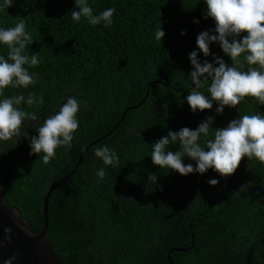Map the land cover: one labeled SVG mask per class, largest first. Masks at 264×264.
Masks as SVG:
<instances>
[{"label":"trees","instance_id":"16d2710c","mask_svg":"<svg viewBox=\"0 0 264 264\" xmlns=\"http://www.w3.org/2000/svg\"><path fill=\"white\" fill-rule=\"evenodd\" d=\"M12 2L0 8V28L24 19L33 39L25 54L39 58L29 71L39 78L26 90L9 87L4 95L34 92L44 103L21 105L38 119L26 118L19 136L0 141V189L7 206L39 233L47 188L76 167L47 204L46 236L64 264H169L168 252L173 264H264V165L245 157L225 179L212 169L183 176L151 160L152 144L169 130H195L212 116L208 138L214 139V128L239 116L264 115V105L251 97L237 108L226 106L223 114H217L215 102L211 110L195 113L187 104L194 86L189 54L199 51L198 34L215 28L204 18L205 0H88L94 15L116 9L108 27L83 17L73 21L75 0ZM157 27L165 32L162 41L155 39ZM7 51L0 45V55ZM210 51L208 57L200 52L201 63L215 64L213 57L219 56L232 65L218 43ZM201 91L210 96L207 85ZM69 97L80 104L79 129L71 148L59 147L45 164L43 153L29 155L27 137L38 135L36 128ZM105 134L78 162L80 152ZM200 143L206 148L203 137ZM105 145L117 153L118 164L107 166L96 157L94 149ZM168 150H179V144ZM184 163L195 166L188 157ZM149 173L158 175L157 183L148 181ZM210 179L220 183L211 186ZM242 185L247 190L231 196Z\"/></svg>","mask_w":264,"mask_h":264},{"label":"clouds","instance_id":"9594fccd","mask_svg":"<svg viewBox=\"0 0 264 264\" xmlns=\"http://www.w3.org/2000/svg\"><path fill=\"white\" fill-rule=\"evenodd\" d=\"M205 3L207 9L204 18H211L215 22V28L199 33L196 39L199 51L194 50L189 54L193 68L189 80L194 86L186 97L187 104L195 113L197 110H211L215 102L219 105L216 108L217 114H223L226 106L237 108L246 97L254 98L260 105H264V0H205ZM12 4V0H3L0 8H9ZM115 11V8L110 7L94 15L88 0H75L71 16L75 22L83 17L90 25L103 24L108 27L113 23ZM194 23L199 24V20ZM242 33H246L243 39H237ZM181 34L185 35L186 32ZM164 37L162 27H157L155 39L162 41ZM212 43H218L224 54L231 58V66L219 56L213 57L215 64L208 60L201 63L198 59L200 52L205 57L211 55ZM29 44H33V39L26 31L24 19H20L13 27L0 28V45H5L8 49L6 57L0 55V97H4L0 99V141H9L19 136L26 118L32 121L38 119L34 112L21 110V105L32 107L44 103L43 96L37 97L34 92H29L27 96L23 91L10 97L4 95L5 89L9 87L26 90L38 81L39 74L30 73L29 68L36 67L39 58L37 54H25ZM206 85L210 96L201 91ZM79 111L78 100L75 97L67 98L57 113L49 116L36 128L38 135H25L30 142L29 155L39 156L43 153L41 159L48 164L59 147L70 149L74 133L79 129ZM213 123L214 118L209 116L195 130L189 127H183L179 131L169 130L166 136L152 144L153 165L183 176L192 173L204 175L212 169L225 179L236 173L245 157L264 165V115L258 113L239 116L227 127L214 128V139H209ZM201 137L204 138L206 148L200 143ZM177 143L179 150H168L169 145ZM94 153L104 165L119 163V156L107 145L96 147ZM185 157L195 161V166L186 165ZM97 175L102 179L105 176L104 169H99ZM148 181L157 183L158 175L149 173ZM208 183L216 186L220 181L210 179ZM247 187L242 185L231 196H239ZM5 231L9 233L10 241L11 229ZM15 259V256L10 257L5 264H13Z\"/></svg>","mask_w":264,"mask_h":264},{"label":"water","instance_id":"95a60500","mask_svg":"<svg viewBox=\"0 0 264 264\" xmlns=\"http://www.w3.org/2000/svg\"><path fill=\"white\" fill-rule=\"evenodd\" d=\"M154 82H149L152 84ZM147 93L145 94V97ZM143 99L128 108H137L143 103ZM125 109L124 112H126ZM124 114V113H123ZM107 134L93 140L86 148H84L78 157L80 161L82 154L99 140L104 138ZM75 168L67 175L70 177L74 172ZM66 177V178H67ZM66 178L61 179L47 188L45 197L43 199V227L39 233H35L31 230L30 224L25 219L19 218V213L16 209L10 208L3 201V194L0 189V264H5L10 257L15 256L13 264H64L62 260L55 254L53 250V244L50 239L46 236L48 228L47 218V204L48 198L52 190L59 183L64 181ZM5 229H11V240L9 241V233ZM171 250L185 251L187 249L173 248ZM167 259L169 264H173L169 252L167 253Z\"/></svg>","mask_w":264,"mask_h":264}]
</instances>
